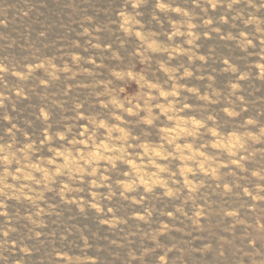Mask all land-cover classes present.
Here are the masks:
<instances>
[{
  "label": "rangeland",
  "instance_id": "rangeland-1",
  "mask_svg": "<svg viewBox=\"0 0 264 264\" xmlns=\"http://www.w3.org/2000/svg\"><path fill=\"white\" fill-rule=\"evenodd\" d=\"M0 264H264V0H0Z\"/></svg>",
  "mask_w": 264,
  "mask_h": 264
}]
</instances>
